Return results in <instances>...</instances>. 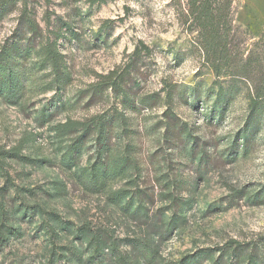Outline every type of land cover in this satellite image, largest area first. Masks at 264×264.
<instances>
[{
  "label": "rangeland",
  "instance_id": "374dc122",
  "mask_svg": "<svg viewBox=\"0 0 264 264\" xmlns=\"http://www.w3.org/2000/svg\"><path fill=\"white\" fill-rule=\"evenodd\" d=\"M24 6L0 1V48L28 37ZM28 8L46 39L30 42L22 97L0 96V264H51L62 246L88 258L98 238L109 249L95 264L121 253L143 264H264V116L246 149L244 139L233 145L249 119V87L226 73L243 56L229 64L207 54L186 0H29ZM238 10L264 22V0H235ZM51 43L64 55L56 53L61 72ZM84 130L77 165H67L62 155ZM101 136L104 156L130 157L105 193L81 181L104 150ZM121 190L127 197L115 202Z\"/></svg>",
  "mask_w": 264,
  "mask_h": 264
},
{
  "label": "trees",
  "instance_id": "16d2710c",
  "mask_svg": "<svg viewBox=\"0 0 264 264\" xmlns=\"http://www.w3.org/2000/svg\"><path fill=\"white\" fill-rule=\"evenodd\" d=\"M0 1L5 7L15 0ZM41 1L44 4L51 2V0ZM234 2L235 0H186V6L188 7L187 16L193 19V22H196V25L200 28L202 38L200 46L207 54L218 55L220 58L226 59L229 64H235L238 58L243 56L242 64L236 65V68L233 66L232 70H227L226 74L233 79H242L249 87V119L245 128L238 132L236 141L233 144L234 147L239 149V141L244 139L243 145L246 149L245 143H247L249 138L250 129H253L250 133L255 134L258 130L255 121L264 116V22L244 19L241 10H238L236 15ZM24 4L21 25L23 26L24 24V32L28 37H19L22 38H18L19 40L14 38L0 48V96L7 101L18 100L22 97V92L26 86L25 73L23 71L26 69V62L31 55L30 51L32 49L30 42L33 39H38L37 47L41 48L46 39L40 21L28 8L29 0H24ZM245 34L248 38L254 39V42L249 43ZM54 46L51 43L47 47H49L50 54L56 61V70L61 72L56 53L60 55L61 59L64 58V55ZM64 71L66 73V70ZM58 89H61V87ZM86 135V130L78 134L63 153L62 159L67 165H77L78 154L86 144ZM106 140L108 141L107 136L99 138L98 141L104 150L100 151L101 154L91 167L88 170L85 169L83 178L81 179L80 177L86 190L105 193L125 176L130 165L129 156L122 159H114L111 155L104 156L109 151ZM121 191L111 194L115 202H120L127 197L126 192ZM175 215L168 222L169 229L175 228L178 224L177 216ZM53 217L58 223H64L62 218L55 213H53ZM48 228L51 235L55 234L56 227L53 224L49 223ZM94 243L93 254L88 258H83V255L75 247L62 246V251L58 254L57 260L66 259L68 264H93L92 259L105 255V250L109 249L106 239L98 238ZM144 246L143 244V248L147 251L146 254H153L154 250L151 246ZM56 254L57 252H54V255ZM57 260H52L51 264H56ZM192 262L181 260L177 264H191ZM114 263L143 264L139 256L131 257L122 253L115 256ZM96 264L106 263L100 262Z\"/></svg>",
  "mask_w": 264,
  "mask_h": 264
}]
</instances>
